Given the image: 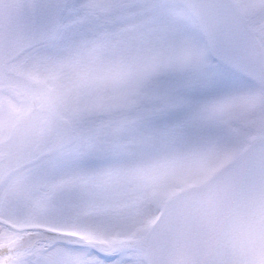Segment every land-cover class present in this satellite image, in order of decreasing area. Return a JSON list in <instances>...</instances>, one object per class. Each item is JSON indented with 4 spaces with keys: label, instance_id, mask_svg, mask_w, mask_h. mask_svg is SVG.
Instances as JSON below:
<instances>
[{
    "label": "snow or ice",
    "instance_id": "obj_1",
    "mask_svg": "<svg viewBox=\"0 0 264 264\" xmlns=\"http://www.w3.org/2000/svg\"><path fill=\"white\" fill-rule=\"evenodd\" d=\"M0 264H264V0H0Z\"/></svg>",
    "mask_w": 264,
    "mask_h": 264
}]
</instances>
